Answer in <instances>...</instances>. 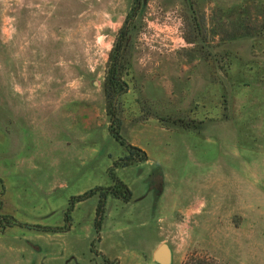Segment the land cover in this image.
Returning <instances> with one entry per match:
<instances>
[{
    "label": "rangeland",
    "instance_id": "1",
    "mask_svg": "<svg viewBox=\"0 0 264 264\" xmlns=\"http://www.w3.org/2000/svg\"><path fill=\"white\" fill-rule=\"evenodd\" d=\"M137 3L0 0V264H264V0Z\"/></svg>",
    "mask_w": 264,
    "mask_h": 264
},
{
    "label": "trees",
    "instance_id": "2",
    "mask_svg": "<svg viewBox=\"0 0 264 264\" xmlns=\"http://www.w3.org/2000/svg\"><path fill=\"white\" fill-rule=\"evenodd\" d=\"M137 2H138L137 5L139 6L141 4V0H137ZM123 33L124 35H126V31H124ZM119 44H117V46L115 47V50L110 54V59H109V64H108L109 67H108L107 77L105 80V94L107 98L109 114L114 117H115V111L113 108V105H114L113 99L117 97L118 95H120V93H123L126 89L125 88L126 84L121 77V62H120L121 55L119 54V50H121L122 46ZM114 117H113V120H114ZM110 129L113 135L122 144L127 146L128 151H129V154L125 158H122L120 162H118L119 165L127 166L135 162H144L148 160L147 152L138 146L128 143V141L120 134L119 127L116 123L111 125ZM98 189L102 190V196H103L97 207L96 224H97V227L100 229L103 223V219H104L107 196L110 193H113L117 197H123L125 200H130L132 197V191L122 180H119L118 178L116 179V184L114 186H110L107 188H98ZM94 192L95 191L93 190L90 192H86L84 195L74 198L73 202H75V200L77 201V200H82L84 198H87L88 196L92 195ZM73 206H74V203L72 204L71 209H73ZM185 264H214V263L210 262L206 258L195 257V258H191Z\"/></svg>",
    "mask_w": 264,
    "mask_h": 264
},
{
    "label": "water",
    "instance_id": "3",
    "mask_svg": "<svg viewBox=\"0 0 264 264\" xmlns=\"http://www.w3.org/2000/svg\"><path fill=\"white\" fill-rule=\"evenodd\" d=\"M153 258L157 264H173V250L164 242L155 250Z\"/></svg>",
    "mask_w": 264,
    "mask_h": 264
}]
</instances>
